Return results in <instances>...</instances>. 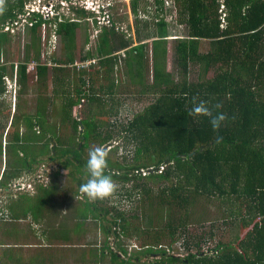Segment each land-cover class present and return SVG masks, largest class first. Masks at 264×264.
Wrapping results in <instances>:
<instances>
[{"label":"trees","instance_id":"trees-1","mask_svg":"<svg viewBox=\"0 0 264 264\" xmlns=\"http://www.w3.org/2000/svg\"><path fill=\"white\" fill-rule=\"evenodd\" d=\"M130 3L137 38L128 39L120 33L117 19L111 16L110 26L101 27L96 46L79 57L81 61L93 58L100 61L88 69H75L78 81L68 72L59 77L58 73L64 69L40 63L37 51L33 76L37 82H46L52 73L56 81L67 87L62 91L54 89L51 96L39 95L35 113L21 116L14 113L8 131L14 142L10 141L7 154L18 163V169L24 163L32 167L38 160L34 146L40 144L41 154L52 152V160L68 156L63 163L65 168L72 157L79 163L78 169L85 168L87 160L82 156L86 148L111 144L117 127L108 125L104 130V124L90 119L92 115L75 119L73 109L84 100L90 111L97 107L98 117L106 119L114 112L115 104L110 106L109 100H113L117 86L110 75L120 59L119 52L125 51L128 74L134 84L143 87L138 94L153 93L155 100L119 132L128 133L127 140L136 143V158L140 161L121 165L106 157L104 172L115 182L125 185L134 182L131 189L124 186L120 195L129 199L140 197L137 207L141 217L126 216L118 206L105 208L107 198L91 201L85 195L93 219L103 223L107 239L114 234L116 239L142 240L143 251L130 255V264H264V0H131ZM25 4V0H0V54L9 41V32L4 28L9 20L26 14ZM145 7L153 14V28L149 23L145 27L147 31L151 29L147 35L140 30L143 21L140 12ZM71 9L77 15L74 18L60 14L44 19L37 11L27 17L26 25L32 23L31 48H40L45 26H53L62 39L64 55L60 59L53 56L56 64L76 62L77 31L82 21L93 15L78 6ZM169 15L186 27L183 36L173 35ZM97 26L94 19L93 28ZM51 34L49 31V38ZM90 36L87 35V42ZM171 41L179 78L169 70ZM202 44L207 45V52H200ZM30 60L27 54L26 62L18 65L20 93L28 90ZM193 67H198V76L192 81ZM14 68L12 64L11 76ZM147 72L151 84L146 82ZM7 74L8 68L0 65V97L6 91ZM61 95L64 98L61 122L48 125ZM201 100L208 103L213 116L224 117L218 128L212 127L209 116L190 114L194 104ZM21 120L26 127L24 134L20 132ZM0 154H4L1 143ZM85 172L88 173L87 168ZM77 180L79 188L86 182ZM158 182L164 186L159 184L155 191L151 184ZM56 183L52 180L47 186L40 184L38 193L43 191L49 196L59 190ZM220 222L222 229L232 227L234 237L229 241L219 239L206 251L205 245L214 241L217 234L214 229L206 234L203 228L210 224L216 229ZM195 227L203 229L201 234L190 232ZM179 239L184 240L185 256L163 248V241H168L171 250ZM119 247L122 253H114L115 258L128 254L121 243ZM148 256L159 258L143 261Z\"/></svg>","mask_w":264,"mask_h":264},{"label":"rangeland","instance_id":"rangeland-1","mask_svg":"<svg viewBox=\"0 0 264 264\" xmlns=\"http://www.w3.org/2000/svg\"><path fill=\"white\" fill-rule=\"evenodd\" d=\"M25 2H26L25 4L26 14L19 15L18 18L15 19L14 21H10V20L8 21L10 23V30L8 31L9 41L7 42L2 53L0 54V65H5L8 68V74L6 75V77L8 76V81H5L6 91L5 94L2 97H0V143L3 146V152H4L3 155L0 154V179H1L0 182H2L1 183L2 187L0 186V201H2L4 204L5 203L7 204L8 200L14 198V201H12L13 202L12 206H17L20 208L23 207L24 211H28L31 207L30 211L33 210L36 213L39 212L38 209L41 208L42 204L44 203L43 206L46 207L47 211L51 216H55L54 215L55 212L58 211L59 218L64 219L66 218V216L62 215V213L60 212V207L68 211V209H66L68 208V206L71 210H73L77 206H82V204L85 203L86 194L80 192L77 179L81 178L82 180L87 181L88 173L85 172L86 167L85 168L82 167L78 169L77 166L79 163L76 161L75 158L72 157L69 167L65 168L63 163L67 160L68 156H63L58 159L52 160L50 159L52 152L41 154L42 146L38 144L39 146H34L38 160L32 163V167L26 166V163L23 162L24 165L21 166V169L23 170L22 172V171H17L18 163H15L13 159H11V156L7 154L9 152L8 149L10 147V143L12 142L11 141L12 139L9 137L8 131L12 123L14 113L16 112L18 116H21V114L24 113H35L38 104L37 98L39 97V95H42L43 97L51 96L54 92V89L62 91L65 90L67 87V85L65 87L62 85V83L56 81L55 79L56 75L52 73L49 75V78L47 79L46 82H37V79L33 77L36 72L35 64H36L37 51H40V56H39L40 63L49 64L48 66L50 68L59 67L64 69L63 72L58 73L59 77H65V75L68 72L69 73L68 75L76 76L75 80L78 81L77 79L78 75H76V73L74 72L75 69L78 70V67H76L75 63L77 62L78 64L82 62L79 58L81 54H84L89 49L94 48L96 46L95 43L96 40H98L97 35L100 34L101 27L110 26L108 20L111 18V16H114L117 19L119 32L125 34L126 38L128 39L137 38L136 35L137 26H136L135 18L130 8L131 0H25ZM109 4H111L110 8L107 7V5ZM45 5L49 7L53 6L54 10L56 9L59 12V14L66 17L74 18L77 16L76 13L73 11V9H71V6H78L79 8L86 9L93 14L90 15L89 19L87 20L84 19L82 21L81 23L82 26L77 31V40H76L77 60L74 64H58V65L55 64V61L53 60V56L57 59L62 58V55H64V49L62 48L63 46V43L61 41L62 39L59 37V35L55 33L53 26L52 27L45 26L42 29V38L40 40L41 46L39 45L40 47L39 49L30 47L32 44V34L29 29L30 26L26 25V22L28 21L27 16L31 11L44 10L43 6ZM103 7H105V9H103ZM169 7L171 6L169 5ZM101 10H104V12ZM146 10L147 8L145 7V9H141L140 12L141 19L143 18L142 26L140 30L144 35H147L151 30L150 28L148 29V31L147 29H145L146 24L149 23V25H151L152 27V23H153L152 11L147 12ZM43 12L46 13V11ZM94 19L98 21V26L95 28H93ZM167 20L170 23V26L173 27V29H171L173 35L183 36L185 34L186 27L180 26L178 22L175 21L174 15L173 18L172 16L169 15ZM11 23H13V25L15 23L16 24L18 23V25L13 26L11 25ZM4 30H6V27L4 28ZM49 31L52 32L50 38L48 37ZM88 34L91 35L89 42L86 41V37ZM173 38L174 37H171L170 39ZM40 42L38 41V44ZM148 42L150 45L152 44L151 39L148 40ZM172 44L173 41H171L170 43L169 70L173 71V74L176 76V78H179V72L174 62L175 57H174V51H172V47H171ZM29 47H30V51H28ZM149 50H151V48H149ZM207 51H208L207 45L205 46L204 44H202L200 52L204 53ZM43 53H45L46 55L45 54L43 55ZM27 54H29L30 58L32 59L30 60L28 65L29 66L28 70L31 75V79L28 81L29 84L28 90H24V93H20L21 86L19 85V76L17 74V70H18V65L20 63L26 62ZM118 55L120 56V59L118 61V64L114 65L112 69V73L110 75L112 80L115 82L117 86L116 94L112 98L113 100L112 101L109 100L110 106L112 105V103L115 104V108H114L115 113L114 112L110 113L108 116L105 117L106 119H104L103 117H98V113L96 112L97 107L94 108V111L93 110L90 111L89 110L90 107L87 104V101L84 102V100H82L81 104L73 109V117L75 119H81L85 117L89 118L90 115H92V118L90 119L96 121L98 124H104L103 125L104 130H107L108 125L116 126L117 128H115L116 130L115 139L112 141L111 144L109 143L106 146H104L103 149L106 147L105 150V152L107 153L106 157L109 158L112 162L120 163L121 165H128V164H133L136 161H140L139 157L136 158L137 145L136 143L127 140V137L129 136L128 133H125L123 131L122 133L119 132H121L120 130L122 126L126 127L137 114L143 112V110L147 106H149L152 102H154L155 97L153 93L138 94V90H142L143 87L141 85H136L133 83L127 71L125 55L122 53H119ZM12 64L15 65L14 76H11ZM118 69L121 70L120 73L117 72ZM15 76L18 77L17 90H14L13 84L9 83L10 81L13 82L12 79ZM197 76H198V67H193L190 79L192 81L197 80ZM210 76H212V74ZM66 80L67 78L65 79V82ZM146 82L148 84L152 83V79L150 76H146ZM68 90L69 89L67 88V91ZM63 104H64V98L61 95L56 100L55 114L50 119L48 125H54L61 122V113L63 109ZM23 122L24 121L21 120L20 132L22 134L26 133V127ZM3 126H6V128L3 129ZM36 130L38 133L41 132L39 128H37ZM41 134H43V132ZM47 137L50 138V134H48ZM51 143L53 142L51 141ZM91 147H93V145ZM91 147H87L85 153L82 156L85 160L88 159ZM152 169L153 168L149 170ZM163 169L164 168H162L161 171H163ZM114 170H117V168L114 167ZM142 173L146 175V170H143ZM6 176L8 177V179ZM52 180L54 181L56 180L58 185H60L59 190H56L54 193L50 192L49 196L45 195L43 191H41L39 194L38 186L40 184L47 186L50 184ZM57 183L55 184V187L58 186ZM115 183L117 185V189L111 197L107 198V200L104 201V207L111 208L113 206H118L121 210L125 212L126 216H130L134 214L137 215L138 217H141L140 210L137 207L139 205L138 201L140 200V197L137 196L132 199H129L124 195L123 196L120 195L121 192L124 193L125 190L123 188L124 186H126L125 187L126 189H131L132 186L134 185V182L133 181L128 182L126 185L123 184L122 182H117V181ZM165 183L172 184L171 182H165ZM159 184L160 182L152 183L151 186L155 189V191H157ZM163 186H164L163 183L160 184V187ZM9 187L10 190L7 191V188ZM76 189H78V193H75ZM41 198H44L45 201L42 202ZM78 210L80 213L84 215L89 214V209L86 208V206L83 208L79 207ZM211 211L212 213L216 212L215 206L211 207ZM218 214L219 213H217V215ZM50 218L51 220H53L52 217ZM136 222H139V220L135 221V223ZM101 224L103 226V223ZM221 224L222 223L220 222L218 225L219 227L216 229L215 226L213 227L210 224H206L204 226L203 229L206 234L210 233V231H212L213 229L216 231L217 234V237L214 241H211L205 245L206 251L209 250V248L212 249L219 241V239H222L224 241H229L231 238L234 237V232H232V229H230L232 227H228V228L224 227L222 229ZM87 227H91V225L87 223ZM93 229H94V236L97 237L98 239L97 242L98 243L100 242V244L101 243L109 244L111 248H114L113 252L115 253L116 252H120V254L122 253L121 252L122 250L119 247L120 243L126 249L128 254L131 253L132 255L143 251L141 245L142 240L116 239L114 234H111L110 238L107 239L103 230H101L98 224H96L95 222ZM203 229L201 230V228L195 227L192 228L190 232L194 234L195 233L199 234L201 231H203ZM65 232H67V229L63 228L53 233L63 234ZM106 239L108 243H106ZM163 242H164L163 248H165L167 252L179 254L181 256L186 255L183 246L184 245L183 239H179V241H177L173 245V248L171 250L168 247V241L167 242L163 241ZM154 258H159V257L148 256V258L144 257L143 261L153 260Z\"/></svg>","mask_w":264,"mask_h":264},{"label":"crops","instance_id":"crops-1","mask_svg":"<svg viewBox=\"0 0 264 264\" xmlns=\"http://www.w3.org/2000/svg\"><path fill=\"white\" fill-rule=\"evenodd\" d=\"M119 53L127 58L125 51ZM17 171L23 172L22 169ZM9 190L10 187L7 188ZM12 201L14 198L7 204L0 201V213L3 214L0 217V264H130L128 258L131 253L128 257L115 258L114 248L97 242L93 229L96 220L92 213L84 215L78 210L79 207L87 208L86 203L73 210L68 206V211L60 207V212L66 216L60 219L58 211L51 216L43 205L36 213L30 211L31 207L24 211L23 207L12 206ZM87 223L91 227H87ZM96 224L102 230L101 223ZM63 228L67 232L53 233Z\"/></svg>","mask_w":264,"mask_h":264},{"label":"clouds","instance_id":"clouds-1","mask_svg":"<svg viewBox=\"0 0 264 264\" xmlns=\"http://www.w3.org/2000/svg\"><path fill=\"white\" fill-rule=\"evenodd\" d=\"M190 114L193 116H209L210 123L214 129L219 127L220 120L224 118L222 115L213 116L212 109L208 106V103L203 100L194 104L193 108L190 110ZM106 156L107 153L102 147H95L89 152L86 161L88 179L85 183L80 185L79 190L86 194L91 200L109 198L117 189L115 181L104 172L107 163Z\"/></svg>","mask_w":264,"mask_h":264},{"label":"built area","instance_id":"built-area-1","mask_svg":"<svg viewBox=\"0 0 264 264\" xmlns=\"http://www.w3.org/2000/svg\"><path fill=\"white\" fill-rule=\"evenodd\" d=\"M49 6H47V5H45V6H43V8H44V10H42V11H40V10H37V12H40L42 15H43V17H44V19H49V18H51V17H54V16H59L60 14H59V12L55 9L54 10V7L53 6H51V7H49ZM222 9H224V6H222ZM43 11H46V13L45 12H43ZM31 12H33V11H31ZM30 12V13H31ZM225 12L223 13V17H225ZM29 16V15H28ZM27 16V17H28ZM224 21V20H223ZM27 23V22H26ZM108 23H109V20H108ZM11 25H13V23H11ZM14 25H18V23L16 24H14ZM13 25V26H14ZM29 26H32V23H29ZM10 30V23L8 24V25H6V30L5 31H9ZM45 53H43V55H44ZM46 55V54H45ZM97 62H98V60L97 59H89V60H85V61H82V62H80V63H78L77 64V62L75 63L76 64V67H78V69H87V68H89L90 66H92V65H95V64H97ZM35 64V63H34ZM46 64V63H45ZM56 64V63H55ZM36 65H37V61H36V64H35V67H36ZM47 65H49V64H47ZM56 65H58V64H56ZM13 82L12 81H10L9 83L10 84H13V88H14V90H17V88H18V77L17 76H15L13 79ZM5 81H8V76L7 77H5ZM1 215H3L2 213H0V216Z\"/></svg>","mask_w":264,"mask_h":264},{"label":"water","instance_id":"water-1","mask_svg":"<svg viewBox=\"0 0 264 264\" xmlns=\"http://www.w3.org/2000/svg\"><path fill=\"white\" fill-rule=\"evenodd\" d=\"M104 150H106V147L104 148Z\"/></svg>","mask_w":264,"mask_h":264}]
</instances>
